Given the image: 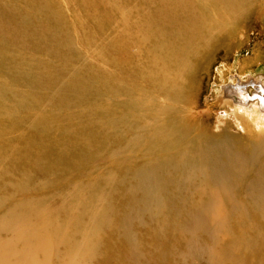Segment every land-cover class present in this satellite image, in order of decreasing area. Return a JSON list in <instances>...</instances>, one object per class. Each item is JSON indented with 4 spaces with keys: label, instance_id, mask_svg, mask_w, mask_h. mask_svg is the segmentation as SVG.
Segmentation results:
<instances>
[{
    "label": "rangeland",
    "instance_id": "1",
    "mask_svg": "<svg viewBox=\"0 0 264 264\" xmlns=\"http://www.w3.org/2000/svg\"><path fill=\"white\" fill-rule=\"evenodd\" d=\"M235 1L210 0V5L227 27L221 31L209 32L210 30L202 26L201 18L204 16L200 7L203 0H3L10 8L5 4L0 5V32L5 30L4 35L9 40L17 38V46L11 42L13 46L9 47L13 50L12 56L20 61L23 58L27 59L31 64H24L26 70H37L33 64L47 66L50 78H56L57 84L52 86L44 84L34 87L32 91L27 88L19 89L23 93L11 90L6 96L15 102L7 107L0 104V264H74L66 252L58 254L61 258H53L48 251L41 250L33 241L38 236L45 238L46 242L52 236L61 235L57 229L54 233L50 232L49 217L55 216L57 223H60L68 220L70 214L79 216L82 203L89 199V194L85 191L70 193V190L76 188L78 181H82L83 185L89 183L91 175L83 176L81 173L90 167L94 158L109 155L108 145L111 146V150L118 147L122 152L118 158H111L107 163L100 165L103 168L100 174L104 177L103 183L109 175L114 174V171L117 174L113 180L114 187L106 188L110 194V202L104 211L105 216L117 221V226L111 225L109 220L93 222L90 214L83 213L85 223H93L102 231V235L99 238L94 237V241L99 242L103 254H99L97 258H89L88 263L216 264L210 255L211 252L199 244L208 238L207 235L199 234L198 244L188 245V235L179 231L173 232L174 226L168 230L159 229L156 221L148 219V214L144 216L146 212L144 206L134 207L135 204L141 203L138 198L142 193L141 190L131 191L130 180L126 178L125 173L127 167L138 168L142 163L127 165L126 161H123L122 165L117 164L119 163L117 160L126 154L123 147L127 138L125 128L109 132L105 137V148L96 147L92 143L91 147L86 144L80 146L72 144L67 148L53 144L40 151L39 146L30 142L33 136L38 139L69 136L74 140L78 133H93V130H82L79 126L83 121L84 124L95 123L91 114L81 118L69 117L67 121L63 117H57L62 111L76 112L87 106H91L89 113L96 110L94 100L98 97V91L93 89L88 95L73 96V89L78 91L80 87H72L68 83L69 80L76 78L74 80L76 82L80 79L79 86H86L89 83L96 86V82H99L103 87V95L112 96L113 86L121 89L129 81L125 69L127 55H130L132 50L141 56L148 52L147 46L135 50L133 40L130 43L129 33L135 34V40L137 36L144 35L146 25L154 22L156 18L176 20L183 17L187 22L169 27L167 29L169 35L178 32L180 28L178 26L185 27L188 23L191 30L193 27H199L201 32L198 31V35L203 36L199 40L201 43L197 39L188 51L192 53L194 49H198L200 53L194 57L190 56L189 60L193 59L196 66L190 74L182 78L185 86L176 100L184 99V102L191 106L194 118L208 129L209 135L226 133L220 140L212 141L213 146L221 149L223 147L246 149L258 143L260 147L264 146V118L257 119L253 113L255 117H249L251 126L247 129L246 125L240 124L241 120L236 121L235 110L231 104H224L225 98L220 91L223 84H234L238 81L244 83L255 80L254 82L264 83V21L252 19L249 11L240 12L241 8L237 4L234 5ZM227 6L229 9L223 15L220 11ZM175 9L177 12L172 15ZM194 14L199 18L197 24L189 18ZM162 24V21L156 22V26L150 30L148 38L150 45L157 39ZM204 41L210 44L207 50L202 49ZM22 42L30 43L31 46L26 49L24 47L27 44L22 48L18 47ZM45 43L46 46L43 47ZM114 43L118 46L111 50ZM0 45L5 47L9 45L1 35ZM153 48V54L158 56V46ZM113 52H117L120 59L118 81L113 80L114 74H111V70L114 69L111 62L114 58ZM202 55H205L206 59L200 66ZM147 67L156 71L158 66L153 62L144 63L134 72L145 70ZM241 74L245 76L242 77ZM1 76L7 77L0 67V78ZM252 77L254 80H250ZM7 79L10 80L9 77ZM151 84L158 87L156 83ZM131 86L134 98L137 99L139 87L136 84ZM62 90H67L66 94H71V97L61 95ZM249 91H254L252 85H249ZM28 94H31L30 101L22 103L23 96ZM125 97L123 93L121 99ZM35 100H38L43 108H35L32 104L33 101L36 102ZM191 101H194V104L191 105ZM229 102L232 103L231 100ZM101 103L105 107L109 105V102ZM18 110L23 112L22 118L11 121L6 119L14 112L16 114ZM38 113L53 116L59 120L57 124H75L78 130L66 133L54 127L42 132L35 131L28 125L27 119L23 118L26 116L35 118L34 115ZM127 114V108L122 110L118 116L119 120L124 122ZM239 114L243 115L242 111ZM22 128L30 133V139L19 136ZM82 155H86L87 160H81ZM75 159H80V162H74ZM249 193L243 194L241 199L250 200L252 191ZM168 194L171 195L172 190ZM183 194L190 198V193L183 191ZM28 200L34 201L35 205L38 202L43 203L46 207L41 210L34 207L24 212ZM174 210L170 217L176 225L183 215L181 210L184 208L179 204ZM130 211L134 213L131 229L137 233L138 240L143 243L146 250L147 259L142 258L140 261L125 239L128 224L124 223V219ZM235 217L237 218L238 214ZM255 218L261 223L259 227H263V204H260ZM75 229L76 226L68 228L67 233L74 232ZM74 234L76 233H73L71 238ZM23 242L30 243L25 245ZM64 245L56 244L54 251H63ZM32 255L35 259L29 258Z\"/></svg>",
    "mask_w": 264,
    "mask_h": 264
},
{
    "label": "bare ground",
    "instance_id": "2",
    "mask_svg": "<svg viewBox=\"0 0 264 264\" xmlns=\"http://www.w3.org/2000/svg\"><path fill=\"white\" fill-rule=\"evenodd\" d=\"M201 3L200 8L204 16L201 18L203 19V28L210 30L209 32L225 29L227 25L221 21L220 15L218 16L212 8L210 0H203ZM2 4L10 8L6 2L0 0V5ZM236 4L241 8L240 12L249 11L252 19L264 21V0H236L234 5ZM227 9H229L228 6L220 12L224 15ZM192 10L196 12L195 9ZM176 12L177 9L173 10L172 15ZM189 18L195 24L199 21L195 14ZM160 21L163 23L159 30L160 33L157 34L155 42L150 45L148 43L150 30L156 26V22L160 23ZM151 22L146 25L144 35L141 37L137 36L134 40L135 34L129 33L130 43L133 40L135 50L141 46H147L148 52L145 56H141L136 55V52L134 53V50L131 49L132 51L130 55H127L125 62L126 78L129 81L121 89L113 86L112 96L103 95V87L99 85V82H96V86L90 83L86 86H79L80 79L76 82L74 81L76 78L69 80L68 83L72 87H80L78 91L73 89V96L88 95L93 89L98 91V99L94 100L96 110L89 113L91 106H87L76 112L62 111L58 113L57 117H63L67 121L69 117L81 118L91 114L95 123L84 124L83 121L79 126L82 130H93V133H78L74 140L69 136L64 138L50 136L46 139L39 138L41 141L39 142L36 136L31 138L30 133L22 128L19 136L25 139L31 138L30 143L39 146L40 151L53 144H59L64 148L72 144L76 146L86 144L89 147L94 144L96 147L103 146L105 148L106 135L113 130L120 129L121 131L122 127L125 128L127 138L123 147L126 154L117 160L119 162L117 164L122 165L123 161H126L127 165L142 163L138 168L127 167L125 173L126 178L130 180L131 191L141 190L142 193L138 198L141 203L135 204L134 207L144 206L146 211L144 216L148 214V219L156 221L159 229L168 230L174 226L173 232L179 231L188 235V245L190 243L192 246L197 245L199 234L207 235L208 238L206 237L207 239L199 244L211 252L210 255L215 259L216 264H264V226L259 227L261 223L255 218L260 204L264 206V146L260 147L258 143L257 145L252 144L246 149L231 147L221 149L211 144L212 141L223 138L226 133H211L209 135L208 129L194 118L191 106L186 104L184 99L176 100L177 95L185 86L182 83V78H185L186 74H190L196 66L193 59L189 60L190 56L194 57L200 53L198 49H194L192 53H188V51L194 42L197 39L199 41L203 35H198L199 27H193L191 30L188 23L185 27L178 26L180 27L178 32L169 35L167 31L169 27L172 28L175 24L180 25L187 22L183 17H178L176 20H169L166 17L164 19L156 18L154 22ZM191 23L189 22V24ZM4 33L5 30L0 32V35L9 45L6 47L0 45V67L10 80L5 76L0 78V104L7 107L15 102L6 96L7 92L12 90L23 93L19 89L27 88L32 91L34 87L44 84L56 85L57 79L50 78L47 66L32 63V66L37 70L24 69V64L30 65L31 63L27 59L23 58L20 61L12 56L13 50L9 47L13 46L11 42L17 46V38L9 40ZM24 43L18 44V47H24L27 44ZM205 43L202 45L203 50L210 47L209 42ZM29 46H31L30 43L24 49ZM37 46L42 47V45ZM45 46L46 43L43 44V47ZM116 46H118L116 43L111 45V50L116 49ZM156 46L159 49L158 56L152 52L153 47ZM113 57L111 62L114 64V69L111 70V74H114L113 80L118 81L117 71H120V59L117 52H113ZM205 59V55H202L200 66L203 65ZM151 62L158 66L156 71L147 67L145 70L134 72L144 63ZM250 80H254L253 77ZM254 81L223 84L220 89L225 98L224 104L232 105L231 107L236 113V121L241 120L240 124L246 125L247 129H250L251 126L249 117H255L252 115L253 113L256 114L257 119L264 118V83ZM152 82L156 83L158 87H153ZM132 84L139 87L137 99L134 98L135 94L131 90ZM249 85L254 87L253 92L249 91ZM67 92V90H62L61 95L71 97V94H66ZM123 93L126 97L121 99ZM16 94L18 93L16 92ZM29 97L31 94L24 95L21 102L30 101ZM170 100L172 101L169 102ZM230 100L232 103L229 102ZM35 101L32 102L35 108H43L38 100ZM101 102H105V104L109 102V105L105 107ZM192 103L194 104V101H191V105ZM126 108L128 114L123 122L119 120L118 116ZM240 111L243 115L239 114ZM22 114L23 112L18 110L16 114L14 112L6 119L11 121L22 118ZM34 116L35 118L26 116L23 119H27L28 125L35 131L42 132L54 127L66 133L78 130L75 124H57L59 120L53 116H46L42 113ZM16 128L21 129V127ZM112 149L108 145L109 155L94 158L90 167L83 170L81 175H91L92 178L89 183H86L87 185L78 181L76 188L70 190V193L85 191L89 194V199L82 203L79 216L70 214L68 220L60 223H57L55 216L49 217L50 232L54 233L57 229L61 235L59 237L52 236L46 242L45 238L38 236L33 241L38 248L48 251L53 258H61L58 254L66 252L74 264H89V258H97L103 254L99 242L94 241V237L99 238L102 231L98 229L99 226H95L93 223H85L83 213L90 214L93 222L109 220L111 225L117 226V221L105 216L104 213L110 202V194L106 188L114 187L113 180L117 174L114 171V174L106 178L105 183H103L104 177L100 175L103 171L100 165L107 163L111 158H118L117 156L122 153L118 147ZM81 158L83 161L87 160L86 155H82ZM74 162L78 163L80 159H75ZM170 190H172L171 195L168 194ZM256 190L257 192H255ZM183 191L191 194L189 199L186 198ZM250 191H252L250 200H242L241 196ZM54 198L55 196H53ZM27 203L24 212H28L34 207L39 210L46 207L40 202L35 205L32 200H28ZM179 204L184 210H181L183 215L181 214L182 217L175 225L170 215ZM94 210L96 211L92 212ZM133 221L134 213L130 211L124 219V223L129 225H126L128 230L125 233V239L140 261L142 258L147 259L146 250L143 243L138 240L137 233L131 229L130 224ZM73 226H76L74 232L67 233V229ZM73 233L76 234L71 238ZM77 236L79 238H76ZM27 243L30 242H23L25 245ZM56 244H65V249L55 252ZM32 257L34 256H29L30 259H35Z\"/></svg>",
    "mask_w": 264,
    "mask_h": 264
}]
</instances>
